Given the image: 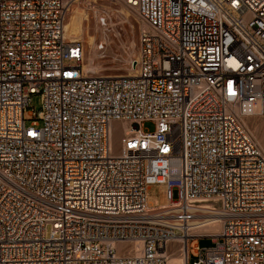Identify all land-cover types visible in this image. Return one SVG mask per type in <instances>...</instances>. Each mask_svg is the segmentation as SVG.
<instances>
[{
    "label": "built area",
    "instance_id": "2783aa9c",
    "mask_svg": "<svg viewBox=\"0 0 264 264\" xmlns=\"http://www.w3.org/2000/svg\"><path fill=\"white\" fill-rule=\"evenodd\" d=\"M77 1L0 0V264H264V150L244 121L264 116V0H116L139 27L122 75L85 72L65 37ZM152 184L183 224L215 204L220 231L156 223Z\"/></svg>",
    "mask_w": 264,
    "mask_h": 264
},
{
    "label": "rangeland",
    "instance_id": "374dc122",
    "mask_svg": "<svg viewBox=\"0 0 264 264\" xmlns=\"http://www.w3.org/2000/svg\"><path fill=\"white\" fill-rule=\"evenodd\" d=\"M81 0L71 9V14L67 16L69 24L72 20L74 9L78 6L79 11L83 9L89 14L88 18L84 19L83 32L80 34V39L84 44L85 60L88 62L89 57L94 64L99 68V73L102 75H119L130 74L132 72V60L138 58V37L139 27L136 23L135 14L127 7L123 9L110 5V2H97L101 5H109L104 12H98L93 8H88L85 2ZM78 4V5H77ZM128 12V17L124 15V11ZM87 19V20H86ZM94 38L90 46V38ZM70 38V37H69ZM72 39V38H71ZM39 113L42 110V98L40 93H35L31 96L30 108L26 111L25 116L28 124L33 118L31 111ZM255 116V115H254ZM247 117L246 125L253 134L254 138L259 142L261 147H264V116ZM145 130L154 131L155 123L146 121L144 123ZM147 201L149 206L164 205L169 202L166 195L165 186L162 184H152L148 190ZM201 247H211L215 243L211 238L195 239L191 242V246L196 245ZM181 256H175L172 262L180 264ZM194 259V255H193Z\"/></svg>",
    "mask_w": 264,
    "mask_h": 264
},
{
    "label": "bare ground",
    "instance_id": "6f19581e",
    "mask_svg": "<svg viewBox=\"0 0 264 264\" xmlns=\"http://www.w3.org/2000/svg\"><path fill=\"white\" fill-rule=\"evenodd\" d=\"M77 2H79V0ZM85 2L87 4L88 8H93V9H95L98 12H104L105 10L108 9V6H109V5H101V4H98L95 1H90V0H86ZM110 5L126 9L123 4L117 2L116 0H111L110 1ZM73 13L74 14L72 16V20H71V22L69 24H66L68 22V20H69V19L67 20V18H66V22H65V37L68 38V39L72 38V40H79L80 37H81L80 34H82V32H83V28H82V32H81L82 20L84 18H88L89 14L84 9H83L82 12H80L78 6L74 9ZM70 14H71V11L69 13V17H70ZM124 15L126 17H128L129 14H128V12L124 11ZM93 40H94V38L91 37L90 38V43H89L90 46L92 45ZM90 57H89L88 62H86V63L84 62L85 72L86 73L100 74L99 73L100 69L97 68V66L94 64V62H92L93 60L90 59ZM84 60H85V49H84ZM132 62H134V64H133L132 72L130 74H133V72L135 71V62H136V60H132ZM100 75H102V74H100ZM119 75H122V74H119ZM252 116H254V115L247 116V117H252ZM254 117H257V115H255ZM245 119H244V121H245ZM245 124H246V121H245ZM125 128H126V131L130 130L127 125H125ZM113 140H114L115 149L118 150L121 147L122 135L120 133H117ZM262 148L264 150V147H262ZM196 205H199V206H196L199 209L191 210V214H193L194 217L189 216V219L185 220L184 224L181 223L180 220L177 219L178 212L169 210V209H171L173 207V205H168V204L161 205V207H160L161 210H159L157 212H154L152 215H153V217H155L154 219L156 220V223H159L160 225H163V224H166V223H176L178 225H181L182 228L185 229L184 230L185 236L189 234V231H192V232H194L196 234H203V233L204 234L205 233L216 234V233H218L220 231V229H221V223H222L223 219L220 218V217H217V216L210 217L209 215H213L212 212H209V211L205 210V209H209L211 207L215 208V204H212V203H207V204L198 203ZM150 207H152V206H150ZM138 245H139V241H136L134 246L137 247ZM175 256H181L180 257V259H181L180 264H185L184 253L180 254V252L179 253L175 252V254L170 259V264H173L172 259H175V258H173ZM174 264H177V263L174 262Z\"/></svg>",
    "mask_w": 264,
    "mask_h": 264
},
{
    "label": "crops",
    "instance_id": "0c3cea01",
    "mask_svg": "<svg viewBox=\"0 0 264 264\" xmlns=\"http://www.w3.org/2000/svg\"><path fill=\"white\" fill-rule=\"evenodd\" d=\"M84 19L82 20V23H81V32H82V28H83Z\"/></svg>",
    "mask_w": 264,
    "mask_h": 264
}]
</instances>
